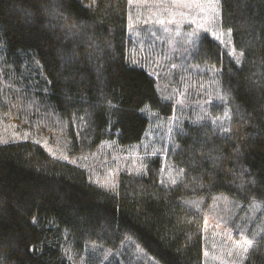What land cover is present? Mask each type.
Here are the masks:
<instances>
[{
    "label": "trees",
    "instance_id": "trees-1",
    "mask_svg": "<svg viewBox=\"0 0 264 264\" xmlns=\"http://www.w3.org/2000/svg\"><path fill=\"white\" fill-rule=\"evenodd\" d=\"M217 12L153 68L130 0H0V264H206L207 220L264 264V0Z\"/></svg>",
    "mask_w": 264,
    "mask_h": 264
},
{
    "label": "rangeland",
    "instance_id": "rangeland-1",
    "mask_svg": "<svg viewBox=\"0 0 264 264\" xmlns=\"http://www.w3.org/2000/svg\"><path fill=\"white\" fill-rule=\"evenodd\" d=\"M130 3L133 13L129 36L135 39L139 52L134 60L148 61L153 68L164 65L178 49L189 45L201 33L209 32L213 36L220 34L216 31L218 0H130ZM150 43L156 48L151 47ZM153 49L154 53L151 51ZM146 50L151 51L149 55ZM26 139L25 136L14 133L11 127L0 123V145ZM40 145L49 155L68 161V158L55 147H51L46 139L41 141ZM138 160L139 156L135 154L120 156L122 172L126 170L125 166L129 167L128 161L138 169ZM102 165L96 163L89 168L97 170ZM120 173L121 171H107L96 179L95 183L103 188H112L117 184ZM248 246L246 239H237L216 222L206 221V264H241ZM138 252L139 255L142 254L139 249Z\"/></svg>",
    "mask_w": 264,
    "mask_h": 264
},
{
    "label": "snow or ice",
    "instance_id": "snow-or-ice-1",
    "mask_svg": "<svg viewBox=\"0 0 264 264\" xmlns=\"http://www.w3.org/2000/svg\"><path fill=\"white\" fill-rule=\"evenodd\" d=\"M242 54V53H241ZM247 243L249 244V245H251L252 244V242L251 241H247ZM248 251V249H245V252H247Z\"/></svg>",
    "mask_w": 264,
    "mask_h": 264
}]
</instances>
